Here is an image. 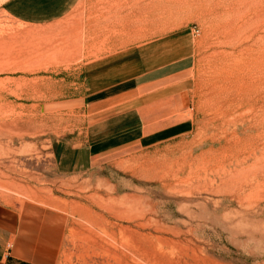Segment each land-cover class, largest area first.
<instances>
[{"label": "rangeland", "instance_id": "374dc122", "mask_svg": "<svg viewBox=\"0 0 264 264\" xmlns=\"http://www.w3.org/2000/svg\"><path fill=\"white\" fill-rule=\"evenodd\" d=\"M137 59L133 96L93 104ZM98 140L57 172L55 147ZM0 199L59 216L56 264H264V0L0 7Z\"/></svg>", "mask_w": 264, "mask_h": 264}, {"label": "crops", "instance_id": "0c3cea01", "mask_svg": "<svg viewBox=\"0 0 264 264\" xmlns=\"http://www.w3.org/2000/svg\"><path fill=\"white\" fill-rule=\"evenodd\" d=\"M79 0H0L1 9L15 21L43 25L61 20L77 5ZM101 65V69L104 64ZM135 66V67H134ZM140 67V62L124 65L122 77L115 82H104L97 86L105 92L116 87H124L123 91L110 93L93 104H115L119 99L133 96L134 88L130 84L139 81L140 74L134 72ZM129 69V70H128ZM107 73V72H105ZM138 86V87H137ZM136 89V90H137ZM94 92V94H96ZM158 132V131H157ZM143 133L141 138L152 135ZM114 138L110 137L109 139ZM104 141V140H102ZM102 141L55 147L53 155L56 170L61 173H79L88 170L103 145ZM64 229L60 225L59 216L35 203L13 204L0 199V264H56L63 242Z\"/></svg>", "mask_w": 264, "mask_h": 264}]
</instances>
